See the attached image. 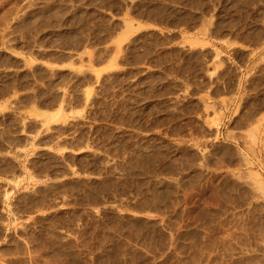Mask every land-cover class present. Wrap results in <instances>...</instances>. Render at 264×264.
<instances>
[{
  "label": "rangeland",
  "instance_id": "rangeland-1",
  "mask_svg": "<svg viewBox=\"0 0 264 264\" xmlns=\"http://www.w3.org/2000/svg\"><path fill=\"white\" fill-rule=\"evenodd\" d=\"M0 264H264V0H0Z\"/></svg>",
  "mask_w": 264,
  "mask_h": 264
},
{
  "label": "bare ground",
  "instance_id": "bare-ground-1",
  "mask_svg": "<svg viewBox=\"0 0 264 264\" xmlns=\"http://www.w3.org/2000/svg\"><path fill=\"white\" fill-rule=\"evenodd\" d=\"M3 1V0H2ZM6 4V3H5ZM17 6V5H16ZM8 17V16H7ZM3 22V21H2ZM9 22V21H8ZM125 27H127L126 25H125ZM129 27V26H128ZM131 29V28H130ZM32 112H34V111H32ZM36 112V111H35ZM34 114V113H33ZM34 115H36V114H34ZM48 119V118H47ZM45 169V168H44ZM80 170V169H79ZM84 174V173H83ZM54 176V175H53ZM135 182V181H134ZM96 186V185H95ZM105 186V185H104ZM125 187V186H124ZM120 189V188H119ZM79 192V191H78ZM101 198V197H100ZM90 200V199H89Z\"/></svg>",
  "mask_w": 264,
  "mask_h": 264
}]
</instances>
